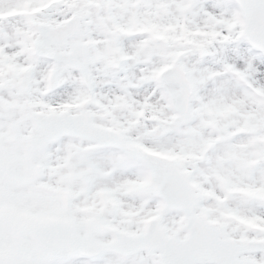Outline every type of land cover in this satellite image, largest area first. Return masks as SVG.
Instances as JSON below:
<instances>
[{
  "label": "snow or ice",
  "instance_id": "6c2138e0",
  "mask_svg": "<svg viewBox=\"0 0 264 264\" xmlns=\"http://www.w3.org/2000/svg\"><path fill=\"white\" fill-rule=\"evenodd\" d=\"M0 264H264V0H0Z\"/></svg>",
  "mask_w": 264,
  "mask_h": 264
}]
</instances>
